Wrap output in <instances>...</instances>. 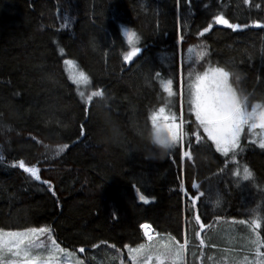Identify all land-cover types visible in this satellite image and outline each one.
<instances>
[{"label": "trees", "instance_id": "trees-1", "mask_svg": "<svg viewBox=\"0 0 264 264\" xmlns=\"http://www.w3.org/2000/svg\"><path fill=\"white\" fill-rule=\"evenodd\" d=\"M39 1L0 0V228L50 227L58 243L84 264H120L121 260L131 264L124 245L147 243L135 219L132 223L119 219L108 225L82 224L79 220L63 223L68 203L86 202L88 208L96 198L107 203V197L123 196L120 164L130 146L135 152L133 160L138 153L143 167L135 170L150 171L153 176L150 202L139 200L138 206L147 215L177 211L178 223L158 229L181 242L187 233L186 264H232V258L243 253L232 251L222 237L239 236L244 242L248 230L237 221L249 219L253 210L264 213V149L246 144L247 134L242 137L245 146L238 156V167L241 176L244 165L252 170L258 181L255 189L250 181L235 177L237 166L229 162L225 167V158L214 148L193 143V159L185 158L181 166L175 150H166L151 138L139 139L137 134L128 133V125L129 138L121 136L127 141L117 145L104 129L95 130L88 124L94 110L109 115L114 105L122 102L110 93L115 87L127 98L128 93L144 112L147 109L148 116L163 106L167 94L154 75L156 71L177 84L183 71L187 119L189 59L194 60L202 50L208 55L199 62L198 70L208 64L226 67L235 74L234 87L248 95L250 102L264 100V28L252 26L254 21L264 22V0H252L250 5L243 0H191L190 4L187 0H179V4L177 0H67L69 7L64 0H43L49 4L46 8H40ZM215 15L249 27L233 31L215 24ZM208 23L213 24L211 30L200 36ZM127 30L137 33L134 44H129ZM132 46L140 47L141 53L128 64L123 55ZM65 60H72L77 71L89 76L86 95L98 89L105 92L104 99H93L87 114L78 95L82 87L69 77ZM53 78L57 83L53 82L49 101ZM173 99L179 108V97ZM51 109L61 117H54ZM68 129L72 136L64 139ZM63 144L68 148L59 151ZM21 159L39 168L41 180L51 183L55 196L49 185L12 167ZM182 182L190 194L196 192L191 188L193 182L204 192L197 210L201 220L212 225L201 236L204 247L195 236L203 230L191 219L188 199L180 190ZM261 231L264 234V229ZM81 247L83 253L79 252Z\"/></svg>", "mask_w": 264, "mask_h": 264}, {"label": "snow or ice", "instance_id": "snow-or-ice-1", "mask_svg": "<svg viewBox=\"0 0 264 264\" xmlns=\"http://www.w3.org/2000/svg\"><path fill=\"white\" fill-rule=\"evenodd\" d=\"M187 2L190 4L191 0ZM243 2L250 5L252 0H243ZM177 3L179 4V0ZM255 6L260 7L258 4ZM212 21L233 31L249 27L248 24L231 23L224 15H215ZM212 26V23H208L198 34L203 36L211 30ZM252 26L264 28V22L254 21ZM126 35L129 44H134V40H138L135 31L129 30ZM192 51V48L188 49L189 53ZM140 53V47L132 46L131 51L123 55V61L131 64ZM207 55V50H202L197 53L194 60L189 59L187 72L189 117L187 119H185L183 108L185 99L183 71H181L178 84L172 78L163 77L160 71L155 72L154 75L159 79L163 93H166L167 97L164 99L163 106L155 108L148 116L151 124L150 137L154 144L166 150H175L181 166L185 158L193 159V143L200 146L206 145L209 150L214 148L216 153L225 158L223 160L225 167L229 162L237 166L233 171L235 177L243 181H253L254 174L247 165L243 166L241 176L238 156L243 147L242 137L246 130L249 137H257V139H249L248 142L264 149V100L250 102L248 95L241 94L234 87L233 76L235 74L226 67L208 64L207 67H201L198 70L199 62ZM64 63L74 66L72 60H65ZM235 78L238 80L239 76ZM72 81L77 85L82 82L87 83L89 76L79 71L73 75ZM78 95L83 103L85 114L88 113L94 98H105L103 89L91 91L87 95L84 91H79ZM175 97H179V108L176 107L173 99ZM80 134H84V125L80 126ZM67 148L68 144H63L58 150L63 151ZM2 159L3 157H0V160ZM12 167H18L36 181L49 185L48 190L55 196L56 193L51 183L41 180L38 167L29 166L22 159L13 162ZM191 188L196 192L190 194L183 182L180 185V190L187 197L190 205L191 219L199 225L201 230L211 228L212 225L205 224L201 220V215L197 210V202L204 196V192L199 191V185L196 182L192 183ZM139 200L144 204L150 202L149 198L143 194L139 195ZM216 203L219 204V199ZM237 222L246 226L248 234L239 249V252L243 254L234 256L232 264H264V234L261 231L264 229V213L253 210L249 219H241ZM139 227L143 230L147 243H139L135 247L124 245L131 264H186L185 257L189 246L186 232L181 242L171 234L155 231L150 224L142 223ZM195 236L199 239L200 246L204 247L205 241L201 238V233L198 231ZM42 237L44 239H41ZM110 247L116 248L115 245ZM84 251L83 247L79 248L80 253ZM116 251L120 252V249ZM72 255L73 253L58 243L50 227H25L17 230L0 228V264H69L65 257ZM73 264H84V261L76 259ZM120 264H124V261L121 260Z\"/></svg>", "mask_w": 264, "mask_h": 264}, {"label": "rangeland", "instance_id": "rangeland-1", "mask_svg": "<svg viewBox=\"0 0 264 264\" xmlns=\"http://www.w3.org/2000/svg\"><path fill=\"white\" fill-rule=\"evenodd\" d=\"M65 2H67V0H64V2L62 3H64L66 6L69 7V5ZM38 5L40 8H46L47 6H49V4L43 0L39 1ZM61 65H62V62H61ZM66 70L71 79L74 74L79 72V70L77 71L75 65L74 66L66 65ZM63 76L66 79V74L64 72H63ZM55 81L57 83V79ZM55 81H54V78L51 81V87L48 92L49 101H50V97L53 95L51 94V90L53 88V82ZM86 85L87 83L82 82L81 84L77 86L82 87L81 91H84V88ZM110 93L117 94L121 98L122 102L115 104L113 107V111L109 115L106 113L104 114L102 112L94 110L92 112V121L90 124H88V126L95 130H99L100 128L104 129V131L107 133V135L110 137V139L113 141L114 144H117L118 142H120L122 145H124V142L127 141L124 139L129 138L127 136L128 133L137 134V137L139 139L150 140L151 137L149 133H150L151 127H150L149 120H148L147 109H145V112H144L143 107L140 104L133 102V99L130 97L128 93L127 95L129 98H127L125 95V92L122 91L119 87L113 88L112 90H110ZM126 99L128 100L127 102H126ZM51 110H52L54 117L56 118L61 117L60 112L53 111V109ZM51 119L55 120V118H51ZM127 125L129 128L128 133L126 131ZM50 130H53V129L50 128ZM50 133H55V132L51 131ZM71 134H72V131L70 129L66 130V135L64 136V139H70L72 136ZM245 134L248 135L247 130ZM123 135H124V139L121 137ZM101 136L103 135L101 134ZM52 138L53 139L56 138V141L59 140V138L54 137V136ZM249 139H257V137L256 136L249 137L248 135V138L245 142L246 144H251L248 142ZM61 140H62V137H61ZM242 145L245 146V144L243 143ZM129 147L130 146H127V149L124 152L126 156H124L123 154V161H121V164H120L121 165L120 169L123 172L122 175L124 177V179H122L123 196L120 198L112 196L111 201H110L111 203L107 202L109 203L108 206H105L107 205L105 201L101 200L102 202H100L99 201L100 199L97 200L96 198L97 201L92 200L90 202V205H88L89 210L88 208H86V202L82 203L83 206L78 205V204L75 205L74 203H68V207H67L68 212L64 218L65 219L63 221L64 224H67V223L73 224L74 221L79 220L80 223H82L83 221L84 223H87V224L108 225V224H111L112 221L117 222L119 219L123 220L125 223H132L133 219H135L137 223L139 224H142L146 221L153 222L154 224H151V225L153 226V228H156L157 232H159L158 227L160 225L178 223L179 217L178 215H176L177 211H174L171 214L166 213V212H157L152 215L151 214L147 215V214H144V212L137 205L138 203L136 202H139L138 195L143 194L146 197L150 196V192H151L150 182L153 176H152V173H150V171H144V170H141V172L136 171L138 169H142L143 167L140 166V164L138 163V153L135 154V161L133 160V157H134L133 153L135 152L131 151L132 148L129 149ZM132 164H134V166H132ZM254 178L255 179L250 182L252 185H255L253 188L256 189L258 181L256 177ZM115 188L117 189V187ZM78 199L80 198H75L74 201H77ZM75 206L77 207L74 208ZM75 209H76V212H75ZM82 213H84V215ZM95 213H97L95 215V219H92ZM168 215L169 217L167 218L166 216ZM204 232L205 230L201 232V236L204 235ZM228 237L229 236L222 237V239L224 240L223 243L226 246L230 247L232 251H235V252L239 251V248H241V245L244 242L240 240L239 236L233 235V237H229V238ZM41 239H44V237H42ZM76 257L72 255L71 257H65V259L69 262V264H73V262L76 259H79Z\"/></svg>", "mask_w": 264, "mask_h": 264}, {"label": "bare ground", "instance_id": "bare-ground-1", "mask_svg": "<svg viewBox=\"0 0 264 264\" xmlns=\"http://www.w3.org/2000/svg\"><path fill=\"white\" fill-rule=\"evenodd\" d=\"M106 201L107 202H109V203H111L110 201H111V199L109 198V197H107L106 198ZM136 203H138L137 205H140V202H136ZM144 223H147V224H154L153 222H151V221H146V222H144ZM137 226H140V224L138 223L137 224ZM151 228H152V225H151ZM139 229H140V231H141V234H142V236L144 237V235H143V230L139 227ZM152 229H154L155 231H156V228H152ZM145 239V238H144ZM146 240V239H145ZM147 242V241H146Z\"/></svg>", "mask_w": 264, "mask_h": 264}, {"label": "built area", "instance_id": "built-area-1", "mask_svg": "<svg viewBox=\"0 0 264 264\" xmlns=\"http://www.w3.org/2000/svg\"><path fill=\"white\" fill-rule=\"evenodd\" d=\"M152 228H153V226H152Z\"/></svg>", "mask_w": 264, "mask_h": 264}, {"label": "water", "instance_id": "water-1", "mask_svg": "<svg viewBox=\"0 0 264 264\" xmlns=\"http://www.w3.org/2000/svg\"><path fill=\"white\" fill-rule=\"evenodd\" d=\"M221 26V25H220Z\"/></svg>", "mask_w": 264, "mask_h": 264}]
</instances>
